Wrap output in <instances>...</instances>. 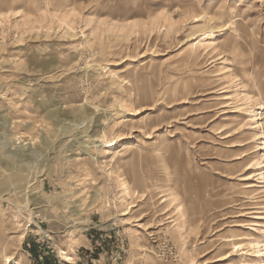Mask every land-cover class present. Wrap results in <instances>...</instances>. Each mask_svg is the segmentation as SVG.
I'll use <instances>...</instances> for the list:
<instances>
[{
    "label": "rangeland",
    "instance_id": "rangeland-1",
    "mask_svg": "<svg viewBox=\"0 0 264 264\" xmlns=\"http://www.w3.org/2000/svg\"><path fill=\"white\" fill-rule=\"evenodd\" d=\"M263 128L264 0H0V264H259Z\"/></svg>",
    "mask_w": 264,
    "mask_h": 264
},
{
    "label": "bare ground",
    "instance_id": "bare-ground-1",
    "mask_svg": "<svg viewBox=\"0 0 264 264\" xmlns=\"http://www.w3.org/2000/svg\"><path fill=\"white\" fill-rule=\"evenodd\" d=\"M220 18V17H219ZM222 19V18H221ZM213 33L214 32H211L209 35H213ZM213 39L214 38H202V39H200L199 41H198V45H200V47H203V48H205V49H212L213 47ZM215 43V42H214ZM214 47H216V45L214 46ZM213 50V49H212ZM124 72H125V69H123V70H120V73H123L124 74ZM115 73H117V72H115ZM114 73V74H115ZM113 74V73H112ZM123 74H120L119 75V77L121 78V79H123V80H127V78H126V76L125 75H123ZM116 77V76H115ZM135 89V88H134ZM136 90V89H135ZM237 93V92H236ZM236 93H234V94H236ZM238 95H239V93H237ZM236 94V95H237ZM241 94H243V93H241ZM245 94V93H244ZM243 94V95H244ZM237 95V96H238ZM227 96V95H226ZM225 96V97H226ZM240 97H241V95H239ZM244 97V96H243ZM248 97V96H247ZM227 98V97H226ZM225 98V99H226ZM231 98V97H230ZM233 98V97H232ZM234 98H235V95H234ZM237 98V97H236ZM245 98H246V95H245ZM244 98H242V100H243ZM252 99V98H251ZM238 100H239V97H238ZM240 100H241V98H240ZM246 101L248 100L249 101V98H247V99H245ZM244 100V101H245ZM245 101V102H246ZM244 102V103H245ZM250 102V101H249ZM224 104V103H223ZM248 104V103H247ZM241 105V104H240ZM245 107V106H244ZM239 108H241V107H239L238 106V111H239ZM261 108V107H260ZM246 108H244V110H245ZM263 109V108H262ZM138 110V109H137ZM242 110V109H241ZM255 113V112H254ZM255 120H261L262 119V112H256L255 113ZM231 120V119H230ZM252 120V119H251ZM262 122V121H261ZM258 123V122H257ZM263 123V122H262ZM262 123H258L257 124V126L258 127H261L263 124ZM255 124V123H254ZM253 124V125H254ZM262 124V125H261ZM252 125V124H251ZM252 127H254V126H252ZM262 128V127H261ZM264 129V128H263ZM261 130V129H260ZM132 134V133H131ZM128 135H130V134H127V133H125V132H122V133H119L118 135H116L113 139H111L110 140V143H108L106 146L107 147H110V149H111V163L113 164L112 165V167L110 168V172L112 173V172H114V173H117L118 171H119V169H123V170H125V171H127L128 170V166H129V164H131L130 162H128L127 161V156L126 155H124V154H127V153H129V151L132 149V145L130 144V143H123V144H121V145H119V146H117V147H115V145L118 143V142H120V141H122V140H124V139H126L127 137H129ZM112 146H114L115 148H111ZM258 147L255 149V151H259L260 152V150L262 151V150H264V142L262 141L261 143H260V145H257ZM261 154H262V152H261ZM259 155V154H258ZM260 156V155H259ZM109 161V162H110ZM263 162V161H262ZM262 163L260 162V158H257V159H254V160H251V161H249V163L247 164L248 166L246 167V170H251V169H262L264 166H262L261 165ZM264 164V163H263ZM260 172V171H259ZM258 171H257V173H259ZM264 173V172H263ZM250 174V176H251V173H249ZM255 174V173H254ZM260 175H262L261 173L258 175V176H260ZM247 176V175H246ZM244 177V178H242V181H247V180H249L251 177ZM257 176V175H256ZM253 177H255V176H253ZM260 178V177H259ZM258 178V179H259ZM262 178H264V176L262 175ZM251 180V179H250ZM258 181V180H257ZM124 182V181H123ZM126 182H124L123 184H124V186L123 187H125V189L124 190H126V192H127V194L130 196V198H132L131 196V192H130V188H129V185L128 184H125ZM251 184V183H250ZM246 187V186H245ZM248 187H250V185L248 186ZM134 188V187H133ZM136 191V190H135ZM169 195V194H168ZM174 195V194H173ZM164 197V196H163ZM172 198V197H171ZM176 198V197H175ZM174 198V199H175ZM134 201H131L130 203H128V207H127V209H130V211L132 210V208L133 207H135L136 205H132V203H133ZM162 202V201H161ZM172 202V201H171ZM179 204V203H178ZM180 209H182V207H181V205H179V207H178V212L180 213L179 214V216L181 215V210ZM129 214V211H125L124 213H123V215H128ZM167 213H165V215H166ZM140 217V214H137V215H135V216H132V217H129V218H127L128 220L130 219V221H131V219H134L133 220V222H137V223H140V221H141V219L142 218H139ZM142 217V216H141ZM255 217L257 218V219H264V216H262V215H259V216H257V215H255ZM160 218V217H159ZM174 220V219H173ZM176 220V219H175ZM174 220V221H175ZM129 221V222H130ZM197 221V220H196ZM171 222H173V221H171ZM182 223V222H181ZM187 223H188V226H189V224H191V220H185L182 224H180L178 227H179V229H182V231H184V232H186L187 233ZM134 224V223H133ZM258 224V223H257ZM151 225V224H150ZM138 226V225H137ZM141 225H139V227H140ZM145 226V225H144ZM143 226V227H144ZM148 226V225H147ZM196 227V226H195ZM148 229V228H147ZM190 230V232H191V229H189ZM20 237V236H19ZM23 236L21 235V237L20 238H22ZM221 239H223L222 240V247H226V246H229L230 247V250H226V251H224L223 252V255H225L223 258H221V259H223V260H227V259H229V258H231L232 257V255H231V251L233 250V251H235V249L236 250H240L239 252H241V254L243 255H251V254H249V253H247V252H245L246 251V249H248V247H251V249H253V252L255 253V254H253L252 255V257H257V258H259L260 259V261L259 262H257V263H261V264H264V244H261L259 241H255V242H251V241H246L245 242V237H243L242 236V234L240 233V234H237L236 236H235V238H233V236H226V237H224V236H222L221 237ZM20 240V239H19ZM261 246H263V247H261ZM245 247H247L246 249H245ZM263 248V249H262ZM248 250H250V249H248ZM232 251V252H233ZM238 252V251H237ZM249 252V251H248ZM252 252V253H253ZM60 253L63 255V259L64 260H66V261H69L70 262V264L71 263H74V261H73V258L70 256V255H68L67 254V252H65L64 250H60ZM219 255V254H218ZM220 257V256H219ZM245 257V256H244ZM248 258V257H247ZM6 261H10L11 259H10V257L9 256H7L6 258ZM232 262V261H231ZM204 263V262H203ZM150 264H152V263H150ZM240 264H253L250 260H247V259H244Z\"/></svg>",
    "mask_w": 264,
    "mask_h": 264
}]
</instances>
